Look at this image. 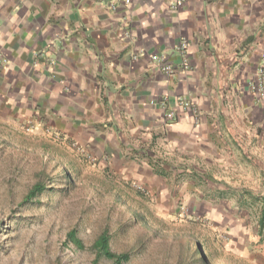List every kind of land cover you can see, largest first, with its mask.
Masks as SVG:
<instances>
[{"label": "crops", "instance_id": "1", "mask_svg": "<svg viewBox=\"0 0 264 264\" xmlns=\"http://www.w3.org/2000/svg\"><path fill=\"white\" fill-rule=\"evenodd\" d=\"M177 1L0 0L2 119L57 135L65 157L94 158L104 190L165 201L172 219L180 200L216 209L264 190V101L250 90L264 0ZM183 41L188 73L150 62L177 64Z\"/></svg>", "mask_w": 264, "mask_h": 264}, {"label": "rangeland", "instance_id": "2", "mask_svg": "<svg viewBox=\"0 0 264 264\" xmlns=\"http://www.w3.org/2000/svg\"><path fill=\"white\" fill-rule=\"evenodd\" d=\"M41 130L2 119L0 76V264H92L104 229L111 251L130 254L126 264H264V190L241 193L249 205L190 208L180 200L175 218L160 216L155 204L165 201L141 207L126 192L104 190L94 158L64 157ZM36 183L46 192L19 206ZM71 230L82 249L66 245Z\"/></svg>", "mask_w": 264, "mask_h": 264}, {"label": "built area", "instance_id": "3", "mask_svg": "<svg viewBox=\"0 0 264 264\" xmlns=\"http://www.w3.org/2000/svg\"><path fill=\"white\" fill-rule=\"evenodd\" d=\"M125 4H129L130 0H122ZM182 3V0L176 2V6H179ZM114 9V7L112 6ZM127 33H124V37H128ZM188 45L185 41L180 44L178 48V53L180 55V61L177 64L169 63L165 55H151L149 56L150 62L154 66L158 67L166 75L173 74L177 71L182 73H188L191 70L190 64L187 60ZM37 56V54H36ZM251 92L261 101H264V50L261 53L259 59L255 80L250 84ZM178 105L184 110H191L195 115H197L198 110L195 103H192L188 100H178ZM159 108L164 110L163 119L165 122L174 124L177 122V115L173 110L167 108L166 101L161 100L159 102ZM28 128V127H26ZM89 157H87L88 159Z\"/></svg>", "mask_w": 264, "mask_h": 264}, {"label": "trees", "instance_id": "4", "mask_svg": "<svg viewBox=\"0 0 264 264\" xmlns=\"http://www.w3.org/2000/svg\"><path fill=\"white\" fill-rule=\"evenodd\" d=\"M50 140L54 141L55 143H59L57 142L59 140L57 135L52 136ZM71 149H72L73 155L77 153L79 157L82 156V154H79L77 151H74L73 148ZM63 156L65 157L66 155L63 154ZM69 157H72V156H69ZM45 192H46V188L42 184L36 183L32 185L22 197L21 202L19 203V206L38 202L36 201V199L42 196ZM128 212L130 214L134 213V216H136L135 217L136 219L140 217V214L138 213V211H132V209H129ZM261 222H263V220H261ZM110 240H111V235L108 229H104L97 236V238L95 239L92 245V249L95 254V258L92 264H96L100 259H105L107 261H110L112 264H126L129 261L130 259L129 253L127 252L114 253L113 251H111ZM65 242H66V245L70 244V245L75 246L78 249L83 248L82 241L77 237V233L74 230H71L67 233ZM197 254H200L198 250H197Z\"/></svg>", "mask_w": 264, "mask_h": 264}]
</instances>
